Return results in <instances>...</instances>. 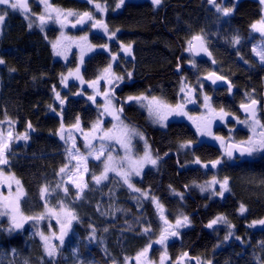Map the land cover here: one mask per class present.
Segmentation results:
<instances>
[{"label":"trees","instance_id":"1","mask_svg":"<svg viewBox=\"0 0 264 264\" xmlns=\"http://www.w3.org/2000/svg\"><path fill=\"white\" fill-rule=\"evenodd\" d=\"M116 1L98 0L110 5ZM163 1V8L159 10L146 3L127 4L121 16L109 20L113 31H121V44H133L132 58H119L115 64L116 74L126 82L117 93L119 98L126 101L129 95L145 94L176 104L183 86L195 89L199 105L203 104L205 94L211 97L213 108L223 107L236 117L240 116L239 106L247 103L249 97L264 107V66L252 55L253 44L260 37L251 29L261 19L262 6L243 1L236 5L233 14L225 17L207 0ZM53 2L65 9L94 12L89 3L77 0ZM8 11L9 15L0 25V59L5 61L0 64V121L11 120L15 133L27 132L30 142L13 150L7 171L21 181L27 194L21 202L25 215L35 216L45 211L40 189L48 185L49 206L59 208L63 202L79 218L73 222L63 246H58L55 264H81L82 261L126 264L149 243L152 259H157L165 248L153 243L165 225L152 197L163 205L169 223L174 225L182 215L190 219L188 226L177 229L179 235L171 236L175 239L173 242L166 241V264H182L184 253L190 258L186 264H197V260L200 264H264V226L249 227L252 221L264 219V154L233 163L215 145L204 143L194 149L182 148L181 144H195L198 140L190 124L174 122L165 131L152 127L146 110L134 103H125L123 118L148 135L154 156L158 158L157 165L148 168L143 178L134 182L136 188L148 193V198L132 191L115 176L97 185L91 180L92 175L82 198L76 199L71 187L65 195L58 174L68 164V147L59 139L61 123L72 127L79 117L80 126L89 130L99 111L88 99L91 92L83 93L79 82L62 88V75L74 69L77 59L74 56L69 64L55 59L51 43L58 30L52 28L43 33L30 29L22 14ZM201 33L206 36L215 63L202 61L196 68H184L177 75L179 60L183 65L189 63L184 57L187 41ZM234 35L241 38L239 45L230 43ZM92 43L105 44L96 35H92ZM110 49V53H95L85 61L81 75L86 83L95 80L111 63V55L118 54V44H111ZM211 71L228 80L235 93L202 81ZM128 73L132 74L131 78ZM57 92L64 100L63 105L56 99ZM260 118L264 120L263 112ZM137 151L141 152L139 148ZM197 157L200 166L194 165ZM217 159L223 162L216 168H202L203 164ZM90 169L98 174L100 165L90 163ZM214 176L217 180L225 177L229 180L231 190L223 198L204 195L197 188ZM58 183L60 188L56 187ZM241 204L247 209L244 214L239 211ZM217 216L226 217L227 223L221 221L213 228L206 227ZM34 224L35 221H28L20 231L9 233L8 220H0V264H25L26 261L27 264H50ZM149 227L151 231L145 232ZM42 228L46 229V223ZM59 228L60 225L58 235ZM229 232L232 238L225 240Z\"/></svg>","mask_w":264,"mask_h":264},{"label":"snow or ice","instance_id":"2","mask_svg":"<svg viewBox=\"0 0 264 264\" xmlns=\"http://www.w3.org/2000/svg\"><path fill=\"white\" fill-rule=\"evenodd\" d=\"M89 4H93L96 12L104 13L107 11L105 5L98 2V0H87ZM163 0H151L152 5L160 6ZM207 2L213 5L218 13H221L223 16L227 17L235 11V4L231 6H225L223 4V0L220 3L217 0H207ZM38 3L43 6V11L40 13H33L31 11V5L29 0H0V6H3L0 9V25H2L5 21V18L9 15V11L19 12L24 16L25 19L29 20L28 27L31 29L33 26V21L30 20V17L35 15L36 20L39 21V27L43 30L44 25L49 22H53L60 26L61 32L60 37L52 42V47L57 56H64L66 59L65 51L69 50L73 44L76 47L81 49L80 52V64L84 63V55L85 48L81 45L80 42H83L84 45L87 46V50H94L97 46L92 45L88 41L87 35L80 37H71L67 36L63 31L69 24L71 27L75 28L77 25L83 26L90 22V26L95 29H99L107 36L110 40L115 36L114 31H110L107 23L103 19L97 18L95 13L92 11H83L78 12L72 9H62L54 6L50 0H38ZM261 5H264V0H259ZM125 4V0H118V3L115 5L117 9L121 8ZM264 11V9H262ZM71 18H74L71 19ZM251 29L253 32H257L261 37H264V15L261 16V19L251 25ZM116 31H119L118 29ZM230 43L232 45H239L241 43V38L239 35H234L231 38ZM188 48L187 51L190 53H194L199 55L200 53H204L211 58V53L207 48V39L204 34H195L187 41ZM99 47L103 48L105 51L108 50V45L101 44ZM121 49L126 54H131V45L124 46L121 45ZM253 53L259 57V60L262 64H264V42L260 46H253ZM112 60H116V56H112ZM247 63V61H245ZM5 61L0 59V64H4ZM193 67H196L195 62H191ZM215 63V60H213ZM14 71V69L12 70ZM129 78H131V73L127 74ZM69 77H74L78 79L81 84H84V78L81 75L80 67H76L75 71H70L67 76L62 75V83L67 86V80ZM205 79H210L213 84L216 83L217 80L224 79L222 76H217L214 72H210ZM105 81L109 88L101 91L100 90V81ZM124 80L123 76H118L115 72L112 71V64H108L107 67L103 69L101 74L97 76L95 80L87 81L88 87L93 88L94 94L89 95L88 99L92 101L94 104L97 102L96 97L100 96L104 100L103 111L99 113V116H111L112 120L116 121V123L112 124L111 128H105L104 121L97 118V120L92 124L91 128L87 133L83 132V129L80 127V120L77 117L75 123L72 125V128L81 131L84 135L85 144L84 147L88 149L87 155H84L80 152V149L76 145L75 137L69 135L67 139L63 135L64 125L61 123L60 127V138L65 140L67 143L68 140H71V147L66 149L68 153L69 160H76L77 163L75 166V171H69L70 165H65L60 168L59 175H67L70 183L74 184L77 188L76 199H80L81 195L85 188L88 187L87 182L83 180V174L89 172L88 168V157L91 156L95 160L100 161L102 165V171L99 175H95L93 173L92 180L99 185L102 181L109 179V173H115L117 176H120L123 180V183L128 186L134 192H140L142 196L148 198V193L141 191V189L136 188L131 181V177L134 175L140 176L145 164H151L153 166L157 165L158 158H153L147 141L144 144V152L143 156H139L133 158L132 149L133 144L132 141L134 138L138 137L141 140H144V136L141 132H139L136 128L125 124L121 119V113H123L124 109L121 105L117 107L114 101V91L115 87H118L119 84L117 82H122ZM201 87H203L201 85ZM232 85L229 83L228 91L231 92ZM180 92L183 93V98L179 103L175 105L169 103L166 99L158 96H149L145 94L140 95H129L126 98L125 103H136L141 108H145L148 112L149 117H151L155 122L160 123L162 127L166 126L165 121L171 115L177 116H186L189 120L196 125L197 132L200 135H209L212 136L213 139L221 141L222 146L225 148V154L232 160L233 163H236L237 160L234 157L233 153H239L240 157H254L256 154H264V120H262L258 115V108L256 107L258 101L254 98L249 97L247 103H241L240 107L246 113V118L244 120H240L238 117L232 116L233 119L237 121V123H243L245 127L249 130L251 135L247 137L245 140H241L239 142L232 141L231 143L225 144L224 138L215 136L211 132V124L214 119H219L221 121H225V118L231 113L226 112L223 107L219 109V112L215 108L212 107L211 97L205 95L203 98V106L207 109V113L202 115L199 121L190 116L187 111H185L187 103H196V100L193 99V89L188 88L185 91V87L180 88ZM80 94V93H78ZM56 99L60 101V104L63 105L64 100L60 97V93H56ZM52 111H56V109H52ZM9 125L13 122L11 120L7 121ZM28 128L31 129L32 125L29 123ZM13 139L16 140H25L29 139L27 132L23 135L13 136V132L9 130L7 135L3 132H0V187L6 186L8 189V195L5 196L2 192H0V217H7L8 223L10 227L7 228V231L11 233L13 230H19L24 227V224L28 221L39 222L45 219V217H54L56 219L57 224L60 225L59 235L56 233H52L51 235H45L44 232H38L37 234L40 236L43 241L44 251L46 256L49 258L50 264H55V258L59 254L58 246L52 243L53 239L59 240L60 246L64 244V238L68 235V233L72 230V225L74 221H78V216L75 211L65 205L63 202H60L59 209L49 207L47 202V196L50 193V186L45 185L40 189V197L45 200L44 209L45 211L35 215V216H27L21 211V201L27 195L24 191L19 179L15 177L14 174L7 173L4 170L3 166L9 165V157L8 153L11 151L10 144ZM99 140L101 143L97 148L93 141ZM114 141L116 144H119L121 148L124 149L125 155L123 157H114L112 155V151L109 149L108 144L105 142ZM191 146V142H187L181 144L182 148H188ZM107 152V156L104 159L101 157H105V153ZM223 161L221 159H217L211 162V167L216 168L217 165H220ZM195 163L200 164L201 161L197 157ZM205 168H208V164L202 165ZM81 168L83 171L81 172ZM13 183L16 185V188L13 190ZM219 185V189L217 190L215 185ZM57 188L61 187V184L56 185ZM201 192L211 190L212 195H218L220 197H224L226 192H230L229 180L225 177L222 181L217 180L215 176L211 181L206 182L204 185H198ZM65 195H68L69 189L67 187L63 188ZM180 195V194H178ZM153 203L156 204L157 210L160 213V219L164 222L165 227L161 230L159 238L154 241L156 244H160L165 248L164 253L160 257V264H164L165 259L167 258L166 252V241L170 236L179 235L177 229L180 227H185L190 224V219L186 215H182L177 218L175 224L169 223L168 219L164 215L163 205L156 200L155 197H152ZM246 207L244 204H241L239 207V211L241 214L246 212ZM224 221L227 223V218L224 216H217L215 219H212L206 227L213 228L217 223ZM257 225L264 226V219L254 220L249 225V227H255ZM228 227L231 228L232 225L228 224ZM145 232L151 231L150 227L145 228ZM232 236V233L229 232L224 239L227 240ZM236 239H240V237H236ZM152 248V244L149 243L145 248H143L134 258L136 264H153V262L148 257V252ZM14 251V250H13ZM74 254L77 253V250L74 249ZM184 256H187V253H184ZM183 259V258H181ZM27 264V261L25 262ZM81 264H85V262H81ZM179 264V262H178ZM197 264H200L199 260H197Z\"/></svg>","mask_w":264,"mask_h":264},{"label":"rangeland","instance_id":"3","mask_svg":"<svg viewBox=\"0 0 264 264\" xmlns=\"http://www.w3.org/2000/svg\"><path fill=\"white\" fill-rule=\"evenodd\" d=\"M51 1V0H50ZM125 1H128V0H125ZM130 1H135V2H137V1H141V0H130ZM151 1V0H150ZM38 2V1H37ZM3 8V6H0V9H2ZM43 11V9L41 10V12ZM107 12V11H106ZM106 12H104V13H99V12H96V10H95V15H99V14H102V18H103V16L106 14ZM264 13V12H263ZM71 19H73L74 20V18H71ZM27 20V19H26ZM30 20L31 21H33V26H32V28L33 29H37V30H40V32H43V33H45V32H47L49 29H51V28H56V29H58V35H57V37H56V39L55 40H53L52 42H54V41H56L59 37H60V32H61V29H60V26L58 25V24H55V23H53V22H49L48 24H46V25H44V27H43V30H41V28L38 26L39 25V21L38 20H36V16L35 15H33V16H31L30 17ZM27 22H28V24H29V20H27ZM90 28H91V26H90ZM90 28L88 29L87 28V30H85V31H83V32H80V33H72L71 31H69V29L66 27V28H64L63 29V31L65 32V34L67 35V36H71V37H80V36H85V35H87V37H88V41L93 45V43H92V39H91V36H90V33H89V31H90ZM255 33V35H257V36H259L260 37V40L258 41V42H256L255 44H253V45H255V46H260L261 44H262V42H264V37H261L260 36V34L259 33H257V32H254ZM81 43V45L85 48V55H84V57L85 56H87L89 53H92L94 50H96L97 49V47L94 49V50H91V51H89V50H87V46L86 45H84L83 44V42H80ZM51 45H52V43H51ZM207 47L209 48V45H208V41H207ZM52 49H53V47H52ZM53 52H54V57H55V59L56 60H59V61H61V62H63V63H70L71 62V60H72V58L75 56L76 57V59H77V64H76V66L74 67V69H72V70H70V71H72V72H74L75 71V68L76 67H80V52H81V49L79 48V47H76L75 46V44H73V46L69 49V50H66L65 51V55H66V59L64 58V56H57L56 54H55V51H54V49H53ZM188 53H189V51H188ZM252 55H253V57H254V59H255V61H257V63L259 64V65H261V66H264V64H262L261 62H260V60H259V57L258 56H256L254 53H253V51H252ZM191 62H193V61H191ZM190 62V64H192ZM195 62V64L197 65L198 63H197V61H194ZM113 65H114V63H112V71H113ZM70 71H68L66 74H64V76H67L68 75V73L70 72ZM75 81V78L74 77H69L68 78V80H67V85H69V83H71V82H74ZM105 82V81H104ZM101 83V82H100ZM62 88H65V89H67L66 88V86H65V84L64 83H62ZM91 90L92 91H90L91 92V95L92 94H94V92H93V88H91ZM188 90V88H185V91H187ZM204 96H205V94L204 95H202V101H203V98H204ZM99 97V98H98ZM182 98H183V93H182ZM193 99H197V94H196V91H195V89L193 90ZM96 103H95V105H96V107H97V109H98V111H99V113L101 112V111H103V104H104V100H103V98L102 97H100V96H97L96 97ZM181 101V99L179 100V102ZM59 103H60V101H58ZM115 104H116V106H117V103L115 102V100L113 101ZM247 102H248V100H247ZM64 104V103H63ZM136 104V103H135ZM261 106V105H260ZM118 107V106H117ZM212 107H213V105H212ZM145 109V108H144ZM146 110V109H145ZM185 111H187L188 112V114L190 115V116H192L193 118H195L197 121H199V119L201 118V116L202 115H204V114H206L207 113V109L203 106V104L202 105H199L198 103H197V101H196V103L195 104H193V103H187V106H186V109H185ZM196 111H198V113H196ZM146 112H147V110H146ZM193 112H194V114H193ZM217 112H219V110H217ZM264 113V107H261L260 108V110H259V115L261 114V113ZM148 113V112H147ZM99 116V115H98ZM232 114L231 115H229V116H227L226 118H225V121H221V120H219V119H214L213 120V122H212V124H211V132L215 135V136H219V137H223L224 138V143L225 144H228L229 142H232V141H236V140H238L239 138V136L240 135H242V133L243 132H247L248 133V135H251V133L249 132V130L245 127V125L243 124V123H237V121L235 120V119H233L232 118ZM236 117V116H235ZM99 119H101V120H103L104 121V127L105 128H111V126H112V124H114V123H116V121H114V120H112V117L111 116H108V115H105V116H102V117H100L99 116ZM121 119L123 120V117L121 116ZM149 120H150V124H152V125H155V126H158V127H162L161 125H160V123H158V122H155L151 117H149ZM240 120H244V119H240ZM124 121V120H123ZM171 121H184V122H187L188 124H190L191 125V127H193V129L196 131L195 133H197V135H198V138H199V141L200 142H206V143H212V144H215L216 143V145H218L221 149H223V151L225 150V148L222 146V144H221V141H219V140H215V139H213L212 138V136H209V135H200V133H198L197 132V128H196V125L192 122V120H189L186 116H177V115H171V116H169L168 118H167V120L164 122L165 123V125L167 126V124L168 123H170ZM124 123L125 124H128L126 121H124ZM110 124V125H109ZM107 125H109V126H107ZM129 125V124H128ZM130 126V125H129ZM81 127V126H80ZM132 127V126H131ZM165 127V126H164ZM82 128V127H81ZM83 129V128H82ZM139 132H140V130L138 129V128H136ZM9 130H11L12 132H13V136L15 137V136H17L18 134H16L15 133V131H14V125H9L8 124V122H3V121H0V132H3L5 135H7V132L9 131ZM89 130H85V129H83V132L84 133H87ZM241 131H243V132H241ZM69 132H71V135L73 136V137H75V140H76V145H77V147L80 149V152L82 153V154H84V155H87V153H88V149H86L85 147H84V144H85V139H84V135H83V133L81 132V131H77V130H75V129H73L72 127H64V132H63V135L65 136V138L67 139V137H68V135H69ZM144 136V140H141V139H139L138 137H136V138H134L133 139V141H132V144H133V149H132V156H133V158H136V157H139V156H143V153H141V152H138L137 151V148H139V145H138V143H139V141L141 142V146H144V144H145V141H147L146 140V137H145V135H143ZM59 137H60V133H59ZM59 139H61V138H59ZM29 140V139H28ZM25 141V140H16V139H13L12 141H11V144H10V148H11V151L8 153V157L9 156H11V154H13V150L15 151V149L17 148V147H19L20 145H23V144H28V142H30V141ZM62 140V139H61ZM66 145H67V147L68 148H70L71 147V140H68L67 141V143L65 142V140H62ZM93 143L95 144V146L98 148L99 147V145H100V141L99 140H96V141H93ZM106 144H108V146H109V149L112 151V155L114 156V157H117V158H119V157H123L124 155H125V151H124V149L123 148H121V146L119 145V144H116L114 141H111V142H108V141H106L105 142ZM147 144H148V142H147ZM67 148V149H68ZM152 154V153H151ZM66 155H67V160H68V164L67 165H70V167H69V171H75V168L73 167V166H75L76 165V163H77V161L76 160H69V157H68V153L66 152ZM153 155V154H152ZM257 155H259V154H256L255 156H257ZM106 156H107V152L105 153V157H101V159H104V158H106ZM254 156V157H255ZM254 157H249V158H254ZM153 158H155L154 156H153ZM248 158V159H249ZM9 162H10V158H9ZM90 163H95V164H98V165H100V171H99V173L98 174H96V172L94 173L95 175H99L100 174V172L102 171V165H101V163H100V161H97V160H95L93 157H91V156H89L88 157V168H89V172L88 173H85V174H83V180L85 181V182H87V184H88V179L91 177V175H93V172H92V169H90ZM158 163V162H157ZM194 165L195 166H198L197 165V163L195 164L194 163ZM4 167V170H5V172H6V174L7 173H11V174H13L12 172H9V171H7V166H3ZM152 167H155V166H153V165H151V164H145L144 165V167H143V170H142V172H141V175L140 176H136V175H134L133 174V176L131 177V181H132V183L134 184V182L136 181V180H138V179H142L143 178V176H144V173H145V171L148 169V168H152ZM204 169H205V167H203ZM83 171V169L81 168V172ZM96 171V170H95ZM109 178H110V176H115L116 177V179H118V180H120L122 183H123V180L121 179V177L120 176H117L115 173H112V172H110L109 174ZM16 177V176H15ZM17 178V177H16ZM61 178H62V184H63V188L64 187H71L72 188V190H73V193L76 195V193H77V188L74 186V184H72V183H70L69 182V180H68V176L67 175H61ZM18 179V178H17ZM91 180H92V178H91ZM109 180V179H108ZM108 180H105V181H102L100 184H104V183H106V182H108ZM20 181V180H19ZM93 181V180H92ZM211 181V180H210ZM20 183H21V181H20ZM124 184V183H123ZM204 184H206V183H204ZM203 184V185H204ZM21 185H22V183H21ZM126 185V184H125ZM127 186V185H126ZM22 187H23V185H22ZM215 187H216V189L218 190L219 189V185L217 184V185H215ZM12 188H13V190L16 188V185L13 183V185H12ZM88 188V187H87ZM87 188H85L84 189V191H83V193H82V195H81V198L83 197V195L85 194V190L87 189ZM197 188H198V190L201 192V190H200V188L197 186ZM23 189H24V187H23ZM0 192H2L5 196H7L8 195V189H7V187L6 186H2V187H0ZM64 192V191H63ZM202 194H204V195H210L212 198H216V197H220V196H218V195H212V192H211V190H209V191H205V192H201ZM225 195V194H224ZM23 200V199H22ZM45 201V200H44ZM22 202V201H21ZM47 202H48V205H49V200L47 199ZM50 207V206H49ZM56 209H59V208H56ZM45 210V209H44ZM2 219H7L8 220V218L7 217H0V220H2ZM46 221V222H45ZM46 223V229L44 230V228H42V226H43V224H45ZM35 227H36V229H37V232H44V234L45 235H51L53 232L54 233H56L57 235H58V226H59V224H57V222H56V219L54 218V217H45V219L44 220H42V221H39L38 223L37 222H35ZM9 227H10V225H9ZM17 231H20V229L19 230H13L11 233H16ZM39 236V235H38ZM39 238H40V236H39ZM177 238H179V237H177ZM232 238V237H231ZM41 239V238H40ZM175 239L173 238V237H169L168 238V240H167V242L169 243V242H173ZM43 242V241H42ZM52 243L53 244H55V245H57V246H59L60 245V243L56 240V239H53L52 240ZM154 244V246L155 245H157L156 243H153ZM162 252L159 254V257L157 258V259H152V254H153V251L150 249L149 250V252H148V257L150 258V260L153 262V264H160V257H161V255L164 253V251H165V249L164 250H161ZM135 258V257H134ZM134 258H131V259H129V260H127V262H126V264H136V261H135V259ZM168 260H167V258L165 259V261H164V264H166V262H167ZM185 264H186V262H185Z\"/></svg>","mask_w":264,"mask_h":264},{"label":"flooded vegetation","instance_id":"4","mask_svg":"<svg viewBox=\"0 0 264 264\" xmlns=\"http://www.w3.org/2000/svg\"><path fill=\"white\" fill-rule=\"evenodd\" d=\"M38 0H29V2H30V5H31V11L33 12V13H40L41 12V10L43 9V6L41 5V4H39L38 2H37ZM54 0H51L50 2L54 5V6H56V7H59V8H62V9H65V8H63L62 6H59V5H56L55 4V2H53ZM77 1H80V2H84V3H88L87 2V0H77ZM221 1V0H220ZM234 2H232L231 0H223V4L225 5V6H231V5H233V4H235V7H236V5L238 4V3H240V2H243V1H239V0H233ZM244 1H249L250 3L251 2H255V3H258V4H260L257 0H244ZM113 2H114V0H113ZM164 2V1H163ZM163 2L161 3V5L160 6H154V5H152V3H151V1L150 0H141V1H137V2H135V1H130V0H128V1H125V4L121 7V8H119V9H117L116 7H115V5L118 3V0L116 1V3H114L113 5H110V4H107V3H101V4H103V5H105L106 6V8H107V12H106V14L103 16V18H102V14H99V15H96V17L97 18H100V19H103L104 21H105V23H107V25H108V27H109V30L110 31H113L112 29H111V27H110V25H109V20H110V18H116V17H119V16H121V14L123 13V11H124V7L127 5V4H149V5H152L153 7H154V9H157V10H159V9H162L163 8ZM90 6V8L91 9H94L93 11L95 12V8H94V5L93 4H89ZM261 5V4H260ZM262 6V8L264 9V5H261ZM264 11H262V15H264V13H263ZM67 28L69 29V31H71L72 33H79L80 31H85V30H87V28L89 29L90 28V22L88 23V24H85V25H83V26H79V27H76V28H72V27H70V24L67 26ZM52 29V28H51ZM54 29H56V28H54ZM93 29L94 28H90V31H89V33H90V36H91V39H92V35H96L98 38H100V39H102L107 45H108V50L107 51H105L103 48H101V47H99V46H97V49L96 50H94L92 53H89L87 56H85L84 57V63L81 65L80 64V69H81V71L83 72L84 70H85V61L86 60H88L90 57H92L95 53H105V52H109L110 53V51H111V49H110V45L111 44H118V47H119V51H117V53L118 54H116L115 56H116V60H112V55L110 56L111 57V64L112 63H114V65H113V72H115V64H116V61H118L119 60V58H122V57H124V58H126V60L127 59H131L132 58V50H133V44L131 45V54L129 55V54H126L122 49H121V45H124V44H121V39H120V36H121V31L119 30V31H114L116 34H115V36L110 40L107 36H100V35H98V34H96V33H94L93 32ZM56 30H58V29H56ZM94 45V44H93ZM124 46H127V45H124ZM207 46V45H206ZM208 48V47H207ZM208 50L210 51V49L208 48ZM211 52V51H210ZM212 54V53H211ZM184 57H186V58H188L189 59V63H187L186 65H183L182 63H181V59L179 60V65L177 66V68L178 69H180V67H181V74H182V72H183V69L184 68H187V69H191L193 66H192V64H190V62L191 61H197V63L198 64H200V62H202V61H209V62H211L212 64H214L213 63V56L211 57V59H208L206 56H197V57H194L190 52L188 53V51H187V53L185 54V56ZM197 64V65H198ZM197 65H196V67H197ZM195 67V68H196ZM177 69V70H178ZM177 70H176V72H177ZM103 71V70H102ZM211 72H214V73H217L216 71H211ZM116 73V72H115ZM210 73V72H209ZM208 73V74H209ZM101 74V73H100ZM180 74V75H181ZM208 74H206V75H204L203 77H202V81H204V82H206L205 80H204V77L205 76H207ZM218 74V73H217ZM219 75V74H218ZM75 82L77 83V82H79L80 84L79 85H81V87L83 88L82 89V92L83 93H85L86 91H92L91 90V88L90 87H88V84L85 82L84 84H81V82L78 80V79H75ZM101 83H100V85H99V87H100V90L101 91H104V90H106V89H108L109 88V85L106 83V82H104L103 80L102 81H100ZM72 83V82H71ZM118 84H119V86L118 87H115V91H114V100H115V102L117 103V106L118 107H120L121 105L122 106H124L125 105V102L121 99V98H119V96L117 95V93H118V91H121L120 89H121V87L123 86V84L124 83H126V82H117ZM121 83V84H120ZM207 83V82H206ZM209 84V83H208ZM67 87V86H66ZM214 88H217V87H215L214 86ZM221 88H224V89H227L226 87H221ZM228 90V89H227ZM81 92V93H82ZM99 98V97H98ZM180 99H182V94L180 95ZM93 103V102H92ZM132 103H134V102H132ZM176 103H179V101H176ZM94 104V103H93ZM129 104V103H128ZM135 104V103H134ZM95 105V104H94ZM135 105H137V106H139L138 104H135ZM173 105H175V104H173ZM239 108H240V106H239ZM260 108H261V106H259V108H258V110H260ZM123 114H124V112L123 113H121V116L123 117ZM194 114V113H193ZM239 114H240V109H239ZM258 115H259V111H258ZM261 115V114H260ZM260 115H259V117H260ZM147 116H148V121H149V124H150V120H149V115H148V113H147ZM239 119H245V117H243V116H241V114H240V116L238 117ZM123 120L124 121H126L124 118H123ZM127 122V121H126ZM174 122H184V121H171L170 123H168L167 124V126H165V127H158V126H155V125H152V124H150L152 127H155V128H158V129H161V130H166V129H168V126L170 125V124H172V123H174ZM128 123V122H127ZM185 123H187V122H185ZM129 124V123H128ZM130 126H132V127H134V128H138V127H136L135 125H130ZM191 126V125H190ZM193 128V127H192ZM139 129V128H138ZM140 130V132L143 134V135H145V137H146V140H147V142H148V146H149V150H150V152L153 154L152 156H154L155 154H154V150H153V145H152V143H151V141H150V139L148 138V135L146 134V133H144L141 129H139ZM241 132H243V131H241ZM198 136V135H197ZM249 135H248V133L246 132H243L242 133V135H241V137L238 139V140H236V142H239V141H241V140H245V139H247V137H248ZM206 143V142H205ZM230 143V142H229ZM201 144H204V142H200L199 141V138H198V140H197V142H195V144H191V146L189 147V148H191V149H194L195 147H197V146H199V145H201ZM208 144H211V145H215V146H217V147H219L218 145H216V143L215 144H212V143H208ZM142 144H141V142L139 141V149L141 150V153H143L144 152V146H141ZM220 148V147H219ZM221 149V148H220ZM221 151H222V153H224V155L227 157V155L225 154V150L223 151V149H221ZM155 157V156H154ZM247 158V160H248V158L249 157H238V158H236V160H243V159H246ZM157 162H158V160H157ZM196 164V163H195ZM198 166H200L201 164H197ZM202 168H203V166H202ZM208 168H211V164H208Z\"/></svg>","mask_w":264,"mask_h":264},{"label":"water","instance_id":"5","mask_svg":"<svg viewBox=\"0 0 264 264\" xmlns=\"http://www.w3.org/2000/svg\"><path fill=\"white\" fill-rule=\"evenodd\" d=\"M239 1H244V0H239ZM251 1V0H250ZM258 2H259V0H257ZM80 25H77L76 27H79ZM70 27H71V25H70ZM75 27V28H76ZM73 28V27H72ZM93 32L94 33H96V34H98V35H100V36H105L104 35V33L102 32V31H100L99 29H93ZM210 52V51H209ZM211 53V52H210ZM194 57H197V56H206L208 59H211L208 55H206V54H204V53H200L199 55H196V54H194V53H191ZM211 57H212V54H211ZM180 69H181V67H180ZM180 69H178L177 70V75H180L181 74V70ZM217 76H220V75H218L217 73H215ZM206 77V76H205ZM205 77H204V80L207 82V83H209L210 85H213V86H215V87H217V88H221V87H226L227 89H228V85H229V81L228 80H226L224 77V79H222V80H217L216 81V83L215 84H213L212 83V81L210 80V79H205ZM231 84V83H230ZM232 85V84H231ZM235 93V88H233V85H232V88H231V92H230V94H234ZM259 106H260V104H259V102H258V104H257V108H259ZM240 109V114H241V116H243V117H245L246 118V113L243 111V109H241V107L239 108ZM231 143V142H230ZM233 155H234V157L235 158H238V157H240L239 156V153H233ZM59 231H60V228H59ZM66 238V237H65ZM65 238H64V240H65ZM188 259H190L189 258V255H188V253H187V256L185 257H183V259H181V263L182 264H185V262L188 260ZM195 262H196V260H194Z\"/></svg>","mask_w":264,"mask_h":264}]
</instances>
